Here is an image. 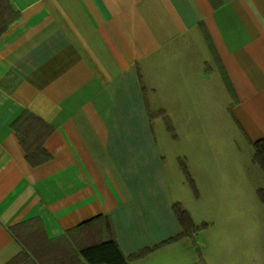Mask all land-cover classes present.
Instances as JSON below:
<instances>
[{
    "label": "crops",
    "instance_id": "obj_1",
    "mask_svg": "<svg viewBox=\"0 0 264 264\" xmlns=\"http://www.w3.org/2000/svg\"><path fill=\"white\" fill-rule=\"evenodd\" d=\"M6 1L17 16L0 34V264L23 244L54 246L70 232L77 247L99 243V216L126 257L153 248L129 264H204L200 230V252L187 237L167 242L183 231L176 202L200 225L175 195L163 140L176 150L175 175L187 165L197 201L218 191L195 175L205 147L186 137L204 135L199 122L219 126L227 109L254 163L264 139V0ZM25 111L52 129L38 166L13 128ZM161 111L176 138L152 117Z\"/></svg>",
    "mask_w": 264,
    "mask_h": 264
},
{
    "label": "rangeland",
    "instance_id": "obj_2",
    "mask_svg": "<svg viewBox=\"0 0 264 264\" xmlns=\"http://www.w3.org/2000/svg\"><path fill=\"white\" fill-rule=\"evenodd\" d=\"M199 123L204 135L186 137L187 145L205 147L203 170H195V175L201 188L207 177L215 182L211 187L218 189L215 193L207 191L197 201L200 195L195 196L191 185L181 183L185 182L183 173L177 171L179 177L175 175L176 150L170 148L167 140H163V145L175 195L184 198L200 225L203 263L264 264V201L258 195V190L264 188V172L249 158L251 148L239 149L245 145L244 138L232 125L227 109L219 126L212 120ZM203 146H193V153ZM246 176L250 180L246 181ZM77 240L71 234L54 246L27 249V255L38 264H61L64 258L66 261V253L78 248Z\"/></svg>",
    "mask_w": 264,
    "mask_h": 264
},
{
    "label": "trees",
    "instance_id": "obj_3",
    "mask_svg": "<svg viewBox=\"0 0 264 264\" xmlns=\"http://www.w3.org/2000/svg\"><path fill=\"white\" fill-rule=\"evenodd\" d=\"M16 16V12L10 7L9 3L6 0H0V34L6 30L10 22ZM159 115L163 117L166 130L176 138L173 124L165 112L161 111L158 114H152V117L154 118ZM13 128L17 131L21 144L26 151L27 159L33 166H38L49 160L50 156L43 147L45 139L52 130L49 125L29 111H25L13 122ZM253 146V162L259 165L264 172V139L257 141ZM180 167L187 182L193 188L195 196H198V190L185 162L180 161ZM258 195L260 199L264 201V188L258 190ZM173 209L182 225L183 231L167 242L187 237L193 242L198 252H200V248L196 242V233L199 231L200 226L195 224L189 211L186 210L180 202H176L173 205ZM97 219L105 220L104 224L107 238L99 243L71 250V252L66 253V261L64 258L63 261L61 260V264H129L133 259L142 257L153 249L147 248L129 258L126 257L119 249L110 219L105 217L102 218V216H99ZM71 234L72 232L68 233L66 236H70ZM23 245L24 248L21 254L8 264H38L32 261L27 255V249L33 247L27 244Z\"/></svg>",
    "mask_w": 264,
    "mask_h": 264
}]
</instances>
